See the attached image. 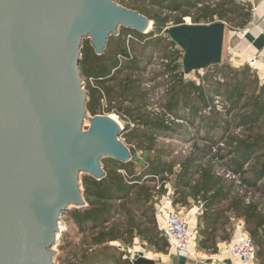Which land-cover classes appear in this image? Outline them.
I'll return each mask as SVG.
<instances>
[{
  "label": "trees",
  "instance_id": "obj_1",
  "mask_svg": "<svg viewBox=\"0 0 264 264\" xmlns=\"http://www.w3.org/2000/svg\"><path fill=\"white\" fill-rule=\"evenodd\" d=\"M127 1L152 29L146 35L120 29L100 56L84 40L80 71L87 111L123 123L131 160L103 159L100 181L81 176L86 207L70 209L63 219L82 239L68 252L70 262L58 261L131 264L126 249L134 240L167 254L154 209L169 183L176 209L201 207L200 251L215 253L241 220L257 264H264V83L247 66L227 61L206 68L197 82L183 76V52L165 33L185 18L192 25L223 22L229 30L242 29L251 18L248 7L236 0ZM186 145V152L178 150Z\"/></svg>",
  "mask_w": 264,
  "mask_h": 264
},
{
  "label": "water",
  "instance_id": "obj_2",
  "mask_svg": "<svg viewBox=\"0 0 264 264\" xmlns=\"http://www.w3.org/2000/svg\"><path fill=\"white\" fill-rule=\"evenodd\" d=\"M151 26L114 0H0V264H58L62 219L86 207L81 176L100 181L103 159L131 160L119 120L87 111L81 50L88 40L100 56L120 29ZM226 28L165 30L183 76L222 63Z\"/></svg>",
  "mask_w": 264,
  "mask_h": 264
},
{
  "label": "built area",
  "instance_id": "obj_3",
  "mask_svg": "<svg viewBox=\"0 0 264 264\" xmlns=\"http://www.w3.org/2000/svg\"><path fill=\"white\" fill-rule=\"evenodd\" d=\"M236 1L240 5H245L248 7L251 16L255 15L259 4L264 2V0ZM183 24H190L189 18H185ZM230 57L233 59L232 51L229 55V58ZM232 59L230 60L233 62ZM231 61H229V63H231ZM230 65L232 67L238 68L236 67L237 65H235V63H231ZM259 66L264 68V54L250 57V60L247 63V67L250 69V71H253L255 74H257L259 81L264 83V73H260L258 69ZM189 75L184 76L190 79ZM219 108L220 106L218 105L217 109ZM114 117L116 120H118L116 116ZM154 178V184L158 189L160 187L159 178ZM163 188L165 190L164 195L161 196L159 201L155 204L154 209L157 228H159L161 235L169 245L168 252H174L177 255L189 256L191 247L195 245L194 242H196L197 238V228L195 227V223L198 217L202 214L201 207L200 205L192 206L188 209L187 213H181L179 209H176L172 205L171 198L173 194L171 185L169 183H165ZM238 221L239 222L234 225L235 232L233 237L229 242H227L225 249L226 254L240 261V264H257L254 243L251 241L249 235L245 231L241 220ZM192 222L194 224H192Z\"/></svg>",
  "mask_w": 264,
  "mask_h": 264
},
{
  "label": "crops",
  "instance_id": "obj_4",
  "mask_svg": "<svg viewBox=\"0 0 264 264\" xmlns=\"http://www.w3.org/2000/svg\"><path fill=\"white\" fill-rule=\"evenodd\" d=\"M223 51L226 58L225 61L227 62L231 61L230 59H232L231 57L229 58V55L232 51V60L235 65H237L236 67L247 66L250 57L254 55L264 54V2L259 4L255 15L251 16L249 23L245 28H235L233 30H229L227 26L224 37ZM233 62L231 61L232 64H234ZM258 69L261 74L264 73L263 67L259 66ZM179 210L181 213H187V210ZM192 224L194 223L192 222ZM234 232L235 227L233 228V234ZM233 234L231 238L233 237ZM227 242H222L218 244L217 251L215 253H204L200 251L198 249L197 243L194 242L195 245L191 247L190 254L188 256L177 255L174 252H168L167 254L152 252L148 253L146 252V245L140 243L138 240H134L132 244L133 249L130 250L128 248L129 253L128 250L127 253L128 256L134 254L135 257L131 258V261L133 259L139 258V256H142L154 261L155 264H240V261L226 254L225 249L227 246ZM136 250H138L139 252L138 255L135 254Z\"/></svg>",
  "mask_w": 264,
  "mask_h": 264
},
{
  "label": "rangeland",
  "instance_id": "obj_5",
  "mask_svg": "<svg viewBox=\"0 0 264 264\" xmlns=\"http://www.w3.org/2000/svg\"><path fill=\"white\" fill-rule=\"evenodd\" d=\"M115 2L117 4H119V5H121L122 7L130 10L129 9L130 5H129V2L127 0H115ZM222 58H223L222 62H224L225 59H226L224 51H223ZM205 72H206L205 70H201L198 73L197 72L196 73H191L189 75L190 79L197 82L205 74ZM84 88H85V82H84ZM104 115H106V114H104ZM113 116H115V115H113ZM119 122H120V124L123 127V123L120 120H119ZM87 126H88V123H85V128L84 129H86ZM188 147H189L188 145H186L184 147L180 146L178 150L181 151V152H183V151L186 152ZM238 222L239 221H235L233 223V228L235 227L234 225L237 224ZM61 230H62V232H61V234H60V236L58 238V242H57V244L55 245V248H54L55 260H56V262L58 264H61V262L58 261V257L61 256L63 259L67 260L68 252L73 248V246L78 245L80 243L81 239H82V235L79 234V232L76 229V227L72 223H68L66 218L62 219ZM111 246L120 247V245L118 243H112ZM129 249L132 250L133 246L131 248H129ZM129 249H126V250H128V253H129ZM146 252L151 253L148 249H146ZM135 254L136 255L139 254L138 250H136ZM134 257H135L134 254H132L131 256L129 255L130 262H131V258H134ZM67 261L70 262V260H67ZM62 264H64V263H62Z\"/></svg>",
  "mask_w": 264,
  "mask_h": 264
},
{
  "label": "bare ground",
  "instance_id": "obj_6",
  "mask_svg": "<svg viewBox=\"0 0 264 264\" xmlns=\"http://www.w3.org/2000/svg\"><path fill=\"white\" fill-rule=\"evenodd\" d=\"M59 227H60V229H61V224H60V226H59Z\"/></svg>",
  "mask_w": 264,
  "mask_h": 264
}]
</instances>
